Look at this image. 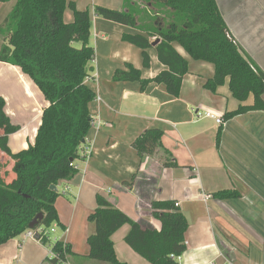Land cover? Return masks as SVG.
Segmentation results:
<instances>
[{
    "label": "crops",
    "instance_id": "crops-1",
    "mask_svg": "<svg viewBox=\"0 0 264 264\" xmlns=\"http://www.w3.org/2000/svg\"><path fill=\"white\" fill-rule=\"evenodd\" d=\"M90 15L89 45L94 60L87 85L93 100L94 121L87 141L90 155L78 160L77 174L59 181L55 202L58 223L46 243L22 236L0 245V264H48L55 243L68 246V264H106L89 258L88 238L95 225L88 220L102 196L136 222L160 231L151 216L152 201L178 203L185 217V252L179 264H264V110L248 111L224 120L240 103L228 88V79L215 93L204 88L213 76L210 63L187 60L178 98L153 82L115 81L117 70L131 65L140 79L151 81L165 69L154 48L148 51L150 67L142 65L141 51L122 41L137 30L95 15L94 7L122 11L124 0H67ZM231 37L264 73V0H215ZM67 9L64 21H72ZM0 97L5 112L19 129L7 145L17 153L33 145L47 106L42 93L18 67L0 62ZM264 98V96H263ZM253 96L242 103L252 106ZM211 112L223 119L218 125L196 113ZM162 132L161 148L140 159L132 147L144 131ZM86 147V148H87ZM85 150V149H84ZM172 166H167L168 162ZM9 162L0 151V163ZM133 176H135L132 181ZM127 183V186L124 184ZM230 192L227 199L214 197ZM129 226L116 231L111 241L116 259L123 264H149L125 242Z\"/></svg>",
    "mask_w": 264,
    "mask_h": 264
},
{
    "label": "trees",
    "instance_id": "trees-1",
    "mask_svg": "<svg viewBox=\"0 0 264 264\" xmlns=\"http://www.w3.org/2000/svg\"><path fill=\"white\" fill-rule=\"evenodd\" d=\"M13 0H0L8 3ZM123 10L94 7L95 15L104 20L131 27L136 34L123 35L122 41L141 51L142 65L150 67L148 51L154 48L158 62L165 67L151 81L140 79L139 71L126 65L117 70L115 81H139L163 85L166 92L178 98L188 62L176 50L179 46L194 61L210 63L213 76L204 88L212 93L228 79V88L240 105L226 113L224 120L248 111L264 110V73L234 42L215 0H124ZM72 12V21H64V13ZM5 43L0 46V62L18 67L42 93L47 106L33 145L17 153L8 148V136L16 133L0 97V151L9 162L0 163V245L28 230L38 215L42 219L32 231L37 240L46 243L44 232L58 223L55 202L59 194L50 189L59 181L71 180L78 171L76 162L84 160V149L92 127L90 106L95 98L87 85L94 50L89 45L90 15L78 11L67 0H15L3 21ZM158 41L155 46L153 42ZM79 45V46H76ZM253 96L252 106H242ZM162 132L147 130L133 142L140 159L161 148ZM167 166L173 163L167 161ZM135 176H133L132 181ZM127 186V183L124 184ZM230 192L214 197L227 199ZM96 209L88 220L95 233L87 240L89 258L106 264H123L115 256L112 235L122 226L129 231L124 242L149 264H179L185 252L188 224L170 201H152L151 216L160 222V231L144 222H136L116 209L102 196H96ZM54 258L48 264H61L69 253L57 242L52 248Z\"/></svg>",
    "mask_w": 264,
    "mask_h": 264
},
{
    "label": "built area",
    "instance_id": "built-area-1",
    "mask_svg": "<svg viewBox=\"0 0 264 264\" xmlns=\"http://www.w3.org/2000/svg\"><path fill=\"white\" fill-rule=\"evenodd\" d=\"M94 99H96L97 102L100 101L99 96H95ZM196 115H197L198 118L204 117V118L212 119L218 125H222V123H223V119L221 117H218V116L214 115L211 112H204L202 114H200V113L197 112ZM93 123H94V121L92 120V125H93ZM83 155H84V158H86V157H88L90 155V149H89V147L85 148V150L83 152ZM178 205H179L178 203H175L174 204V207L177 208ZM41 232H42L41 229L37 230V232H34V231L28 229L27 231H25L22 234V239H23V241H25V240H33V241L41 242V241L37 240L36 237H35V234L36 233L37 234H41ZM49 232L50 233L54 232V227L53 226L50 229H47L44 232V236H46V235L48 236ZM61 247H62L63 252H64V250H65V244L61 243ZM66 256H67V254H65V260L63 262H61V264H68L66 262ZM54 257H55V253L53 252V250H51L50 253H49V258H54ZM208 264H211V263H208Z\"/></svg>",
    "mask_w": 264,
    "mask_h": 264
},
{
    "label": "rangeland",
    "instance_id": "rangeland-1",
    "mask_svg": "<svg viewBox=\"0 0 264 264\" xmlns=\"http://www.w3.org/2000/svg\"><path fill=\"white\" fill-rule=\"evenodd\" d=\"M14 3H15V0L13 1H10L8 3H0V29H3V21L5 20L6 16L9 14V12L11 11V9L13 8L14 6ZM1 31H4V30H0ZM5 43V36L4 34H0V46ZM76 46H79L76 44ZM92 48L93 46L90 45ZM50 233V232H49ZM50 238H52V233L49 234Z\"/></svg>",
    "mask_w": 264,
    "mask_h": 264
},
{
    "label": "water",
    "instance_id": "water-1",
    "mask_svg": "<svg viewBox=\"0 0 264 264\" xmlns=\"http://www.w3.org/2000/svg\"><path fill=\"white\" fill-rule=\"evenodd\" d=\"M158 41H155L152 43L153 46L157 44ZM50 189L54 192H57L56 186H50ZM42 219V214H38L28 225V229L32 230L34 229L38 222Z\"/></svg>",
    "mask_w": 264,
    "mask_h": 264
}]
</instances>
